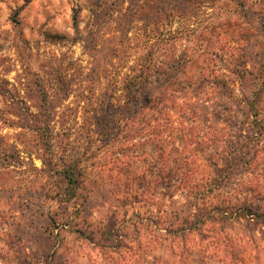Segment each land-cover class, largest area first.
Returning <instances> with one entry per match:
<instances>
[{
	"label": "rangeland",
	"instance_id": "1",
	"mask_svg": "<svg viewBox=\"0 0 264 264\" xmlns=\"http://www.w3.org/2000/svg\"><path fill=\"white\" fill-rule=\"evenodd\" d=\"M244 1L264 19V0ZM162 3L0 0V83L6 91L0 95V264H43L34 232L43 224L53 233L51 243L61 264H264V235L246 232L235 221L200 225L183 237L167 235L163 212L179 210L184 203L179 193L166 198L157 188L151 201L136 200L127 207L116 200L117 190L130 193L126 179L140 176L149 163L145 156L136 157L152 151V134L169 143L172 156L195 154V165L190 166L203 172L204 159L222 153L225 145L250 129L248 120L223 115L215 104L221 101L214 100L209 88L210 71L222 76L220 70L235 47L239 55L248 56L247 68L252 69L259 53L254 46L264 40L262 33L242 23L230 0L175 1L164 7ZM169 57L181 61L178 80L204 77L207 82L194 91L198 93H193V101L182 106V114L174 108L141 126L134 136L120 135L118 143L107 145L92 134L99 104H123L122 81L129 69L151 59L155 71ZM209 63L214 67L207 70ZM38 106L53 108L47 122L36 115ZM44 122L58 168L79 159L80 167L91 170L93 181L100 184L99 197L88 193L93 191L91 184L82 193L87 194L82 202L90 211H83L81 199L64 202L59 196L61 182L44 175L39 158L45 137L32 130ZM129 137L134 138L132 143ZM130 160L135 161L132 167ZM133 185L142 188L137 180ZM258 186L264 190V171L257 179H236L215 195L219 200L212 196L209 203L222 201L233 188H242L255 201L257 196L249 189ZM114 210L125 213L124 226L104 234L100 224ZM139 224L147 229L141 230Z\"/></svg>",
	"mask_w": 264,
	"mask_h": 264
},
{
	"label": "trees",
	"instance_id": "2",
	"mask_svg": "<svg viewBox=\"0 0 264 264\" xmlns=\"http://www.w3.org/2000/svg\"><path fill=\"white\" fill-rule=\"evenodd\" d=\"M175 1L196 2V0H159V2H163V7ZM230 1L237 5V12L242 23L248 27H255L264 37V19L259 17L244 0ZM254 48L259 49V53L256 54L257 60L253 59L252 61V69L247 68L248 63L251 62V60H247L248 56L239 55L236 47L230 48L232 53L225 61L227 64L224 70H220L224 73L219 77L213 76L214 73L211 70L212 81H209V88L216 95L214 100L221 101L220 104H215L221 109L222 114L242 116L249 121L250 129L244 132L243 136L236 137V140L230 142L229 145H225L222 153L210 155L204 159L205 170L203 172H198L190 166V163L195 165L197 159L195 154L186 152L179 157L172 156L167 150L169 143L163 144L162 140H157L158 134H152L151 137L154 136V138L149 141L152 151L144 150L139 157H136L139 160L145 156V158H149V163H146L140 176L134 175L126 179L130 186L129 194L126 191L117 190L119 196H116L118 197L116 200L122 203L121 207L134 205L136 200L151 201L157 188H161L163 192L159 194L166 198L172 199L175 196L173 193H179L184 201L176 213L169 215L166 214V211L163 212L164 218L168 221L165 223L167 235L183 237L186 232L191 233L199 230L200 225L204 227L207 226V223L223 225L233 221L240 223L246 232L254 231L264 235V190H261L259 186L257 189L254 187L249 189L257 196L254 198L255 201L251 200L246 192H242V188L239 187V190L233 188L232 194H227L228 196H225L222 201L214 204L209 203L212 196L215 197L216 194L222 192L224 187L231 186L236 179L246 181L250 176L252 179H257L259 173L264 171V112L262 110L264 105V40L259 41ZM171 59L172 57H169L166 65L161 68L157 67L155 71L152 70L155 69V64L151 59H146L143 63L131 67L122 81L123 104L112 105L109 102L105 105L99 104L91 124L94 126L92 134L100 136V139L107 145L111 142L118 143L120 135L126 132L125 137H128L127 134L130 133L134 136L137 132L142 131L141 126H145L147 122H155L158 117L166 115L165 113H171L174 108L178 109L179 115L182 114V106L193 101V95L198 93L194 91H197L200 84L206 85L207 82L204 77L196 79L183 77L182 80H178V75L181 73V61ZM214 61L215 59H210L211 63ZM211 63L207 64V70L209 67H214ZM163 67L169 68L167 72ZM5 92L0 83V95ZM178 100H180L179 103ZM199 102L202 104L201 100ZM51 111H53L51 107L38 106L36 115L47 122ZM84 120L87 128L90 129L87 117ZM37 121L38 119L35 120V122ZM46 122L42 124L43 127L36 124L32 130L45 137L40 142V149L43 150V153L39 159L44 175L49 178H57L61 182L60 198L66 203L80 199L82 202L83 197L88 198L87 194L84 196L82 194L87 191L86 185L88 184H91L93 188V191H88V193L95 198L99 197L103 192L100 184L93 181L92 178L95 175L91 170L86 172V169L80 167L79 159H73L60 168L53 161V152L50 148V139H48L50 130ZM127 129H129L128 133ZM183 137L181 134V140L184 139ZM128 140L132 143L134 138L129 137ZM134 162L130 160V165L128 163L126 165L132 167ZM256 171L260 172H258V176L254 177L253 174ZM136 180L142 185V188H138V190L133 185ZM217 197L215 199H218ZM100 199L104 198L100 197ZM103 202L106 203L105 200ZM83 205V211H90L89 207L87 208L84 203ZM21 207L26 210L30 208L28 204H23ZM118 211L111 212L108 217L106 216L104 225L100 224L102 228L100 230L104 234L111 235L114 229L123 228L122 224L126 215ZM46 221L53 226L52 219ZM139 226H141V230L147 229L146 226L143 228V224H139ZM34 232H37L36 242L38 241V250H41L40 257L43 259V264H61L56 257L54 245L51 243L53 233L51 230L49 231L48 226L43 224L40 229L34 228ZM79 233L83 235L84 230L81 229ZM92 233L94 234V232Z\"/></svg>",
	"mask_w": 264,
	"mask_h": 264
}]
</instances>
